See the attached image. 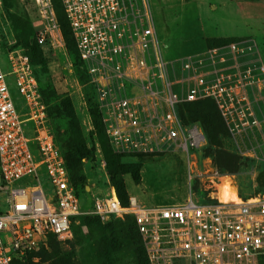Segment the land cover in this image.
<instances>
[{"label":"built area","instance_id":"obj_1","mask_svg":"<svg viewBox=\"0 0 264 264\" xmlns=\"http://www.w3.org/2000/svg\"><path fill=\"white\" fill-rule=\"evenodd\" d=\"M60 1L114 152H180L192 180L191 163L197 160L191 153L207 140L199 123L182 120L181 104L212 99L234 138L258 127L256 91L264 90V61L255 39L243 37L168 58L151 0ZM37 3L35 38L53 50L62 40L53 5L51 0ZM14 43L5 48L9 70L0 62V264H12L38 249L50 233L69 237L74 218L81 214L96 215L102 222L131 214L149 264H257L264 257V196L243 199L231 181L239 202H221L214 195L200 202L189 192L175 205L147 206L133 195L123 205L110 185L103 195H92L91 207L82 209L49 130L33 65ZM8 77L27 108L24 119ZM28 121L33 137L25 134ZM102 165L105 170L104 161Z\"/></svg>","mask_w":264,"mask_h":264},{"label":"rangeland","instance_id":"obj_2","mask_svg":"<svg viewBox=\"0 0 264 264\" xmlns=\"http://www.w3.org/2000/svg\"><path fill=\"white\" fill-rule=\"evenodd\" d=\"M151 4L166 57L199 52L217 38L234 36L255 39L264 61V0H151ZM38 16L37 0H0V62L5 71L9 70L6 45L26 36L31 30V22ZM55 17L62 40L59 44L56 42L53 50L45 47L48 74L55 90L52 102L55 109L47 103L48 127L53 134V126L66 129L65 140L72 145L71 166L77 168L80 165L87 177L86 182L92 186V195L97 191L106 193L111 185L108 172L102 165L107 143L90 136L92 120L84 86L76 75L75 60L67 48L56 13ZM8 80L16 109L24 119L27 108L23 98L14 80L11 77ZM256 99L255 107L260 120L258 127L235 138L228 134L215 113L209 114V122L213 132L218 134V141L207 143L200 152L192 151L197 160L191 163L195 174L192 180L188 179L186 157L180 152L139 157L123 155V162L140 161L142 164L137 178L130 174L121 175L128 195L135 196L147 206L180 204L189 192L200 202H206L211 195L225 200L236 192L227 182L231 181L243 199L263 197L264 90L256 91ZM67 109L72 120L66 115ZM70 121L72 124L78 122V128L67 129ZM23 126L25 134L33 137L32 122L28 121ZM30 146L35 160H39L35 144ZM83 146L90 154L77 157V160L76 156ZM211 151H214L213 154H210ZM220 185H225L226 190L219 188ZM111 218L109 223L97 219L75 221L69 237L57 238V251L60 255H69L68 262H72L69 264H147L136 227L129 216ZM41 247L33 251L40 253L44 250ZM45 249L51 251L48 246ZM23 260L26 261L25 258ZM39 262L40 258L35 257L32 263ZM257 264H264V259Z\"/></svg>","mask_w":264,"mask_h":264},{"label":"trees","instance_id":"obj_3","mask_svg":"<svg viewBox=\"0 0 264 264\" xmlns=\"http://www.w3.org/2000/svg\"><path fill=\"white\" fill-rule=\"evenodd\" d=\"M51 3L60 21V24L62 26V30H63L65 39H66L67 48L75 60L76 75L78 77L79 82L84 86L83 91L86 97V101L89 104V114L92 120V129L90 130V136L94 138H98L100 140H105V142L107 143V148L104 150V153H103L104 154L103 159L105 161V170L108 172L109 181L111 182L110 184L115 188L119 200L121 201L123 205H127L129 195L127 193L125 183L121 175L130 174L133 178H137V173L139 169L141 168L142 164L140 161L123 162L121 158L123 157V155L126 156V154H119L113 151L109 143V139L105 132V128H104V124L102 120V113L98 106V101H97V97L95 94V90L92 84L89 82V76L87 74L85 64L80 58L79 53L76 49L72 31L69 26V22L65 16V13L63 11L61 1L51 0ZM240 38H243V37L232 36V37L217 38L213 40L209 45H207V47H205L204 49L208 47H212V46L222 45V44L234 41V40H238ZM14 41L15 43L13 47L21 48L28 55L33 65L34 74L39 83V89L42 95V99L47 105V116H48L47 123H49V106L47 103L52 104V102L54 101L53 97L55 94V90L51 85L49 74H48L47 58L45 54L46 48L37 42L35 38V33H34L32 22H31V30H29L28 34H26V36L22 38H16V40ZM51 106L53 109H55V106H53V104ZM179 109H180V116L185 123L188 124V123L196 122L200 124V126L202 127L206 135L207 143L210 142L214 144V142L218 141L216 137L218 134L213 132V126L210 124L211 122H209L211 119V117H209L210 113L216 114V116L219 118L222 125L224 126L225 130L228 132V134H230L215 102L210 98H204V99H199L193 102L183 103L180 105ZM68 110L69 109H67L66 111L68 112V114L66 115L72 120V116L69 114L70 111ZM75 127L78 128V122H75V124H72V122L70 121L68 123L67 129L73 130ZM53 129L55 131L54 136L56 135L55 140H56L57 146L59 150L61 151L62 155L64 156L65 164H66V167L69 173L70 182L74 186L75 192L79 197L81 207L82 209L89 208L91 207V204H92V191H91L92 186L86 182L87 177L84 174L83 170L81 169L80 165L77 168L72 167L69 162L70 160H72L73 155L71 152V149H72L71 143L69 144L68 141L65 140L66 129L63 130L57 126H53ZM212 152L214 151H211L210 154H213ZM89 154H90V151L87 150L85 146H83L82 150L78 152L76 159L77 157H85V156H88ZM144 155H148V154H136V156L138 157L144 156ZM88 185L91 186L89 191L86 189ZM97 194L103 195L104 193L97 191ZM127 216H129L131 222L136 227L139 240H140V243L142 245L143 252L145 255V259L147 261V264H149L146 251H145V247H144L141 235L138 231V227L135 222V219L131 214H127ZM79 219H87V220L97 219L101 221L98 216L93 215V214L78 215L74 218V222ZM111 220L112 218L108 219L105 222H102V221L101 222L109 223L111 222ZM74 222L71 228L72 231H73ZM57 238L58 237L55 234H51V233L48 234L45 242L41 245L42 246L41 248H44L42 252L40 253H35V251L27 252L26 254L22 256H18L14 258L12 261V264H34L32 262L35 257L40 258L39 264H69V263H72V262H68V259H69L68 254L60 255L59 252L57 251V248H56V246L58 245L56 243ZM47 246L50 247L51 251H48L45 249ZM24 258L26 259V261L23 260ZM263 259H264L263 256L259 257V260H263Z\"/></svg>","mask_w":264,"mask_h":264},{"label":"bare ground","instance_id":"obj_4","mask_svg":"<svg viewBox=\"0 0 264 264\" xmlns=\"http://www.w3.org/2000/svg\"><path fill=\"white\" fill-rule=\"evenodd\" d=\"M219 188H221V189H224V190H226V186L225 185H220V187ZM224 190L220 193L221 195H223L224 194ZM236 190V189H235ZM231 198V200H229ZM221 202H229V201H237V202H239L240 201V198L238 197V195H237V191L235 192H233V194H232V196L231 197H229L228 199H225V200H221L220 198H218Z\"/></svg>","mask_w":264,"mask_h":264},{"label":"water","instance_id":"obj_5","mask_svg":"<svg viewBox=\"0 0 264 264\" xmlns=\"http://www.w3.org/2000/svg\"><path fill=\"white\" fill-rule=\"evenodd\" d=\"M88 187V186H87Z\"/></svg>","mask_w":264,"mask_h":264}]
</instances>
